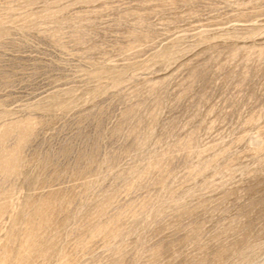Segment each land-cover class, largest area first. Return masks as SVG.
<instances>
[{"label":"rangeland","instance_id":"rangeland-1","mask_svg":"<svg viewBox=\"0 0 264 264\" xmlns=\"http://www.w3.org/2000/svg\"><path fill=\"white\" fill-rule=\"evenodd\" d=\"M0 264H264V0H0Z\"/></svg>","mask_w":264,"mask_h":264}]
</instances>
